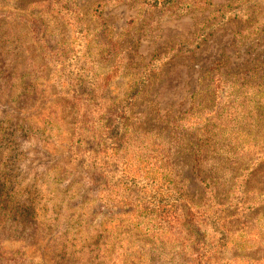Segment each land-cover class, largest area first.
<instances>
[{"label":"rangeland","instance_id":"374dc122","mask_svg":"<svg viewBox=\"0 0 264 264\" xmlns=\"http://www.w3.org/2000/svg\"><path fill=\"white\" fill-rule=\"evenodd\" d=\"M76 2L88 37L71 16H41L57 44L75 50L60 60L43 52L30 26L14 25L13 13L21 19L29 8L0 0V59L8 62L0 73L1 264H182L177 226L152 237L135 216L111 219L114 210L100 207L86 165L74 164L72 133L90 102L77 99L66 79L81 76L111 80V96L131 105L135 129L165 148L179 189L201 208L184 212L203 222L206 235L202 257L185 264H264V121L255 116L264 34L237 36L247 28L239 20L248 9H264V0H211L215 8L246 5L216 30L208 29L214 9ZM23 73L27 88L10 97ZM199 141L207 154L200 161ZM125 170L144 180L153 173L146 164Z\"/></svg>","mask_w":264,"mask_h":264},{"label":"trees","instance_id":"16d2710c","mask_svg":"<svg viewBox=\"0 0 264 264\" xmlns=\"http://www.w3.org/2000/svg\"><path fill=\"white\" fill-rule=\"evenodd\" d=\"M17 1L19 3L18 8L26 10L28 7L31 12L21 19H18L17 14L13 13L14 25L24 22L30 26L43 52H49L56 57L59 56L60 60H66L70 55L74 56L72 52H75L67 43L62 47L59 46L57 40L53 39V34L48 32L46 21L41 16H46L49 12H52L56 17L65 16L64 14L73 17V26L77 27L79 33H84L87 37L89 35V27L81 18L76 0ZM142 3L156 9L159 7L161 9L170 8L182 12L214 9V12L210 13L209 22L211 24L208 26L210 30H216L225 22L238 19V14L244 13V6H246L244 5L240 10L231 6L215 8L211 0H142ZM263 15L262 6L248 9L247 14L239 20L247 24V28L237 36L242 37L243 33L246 36H249V33L259 34L261 32L264 34V22L261 19ZM16 36L15 34L14 37ZM3 60L0 59V73H4L5 65L8 63ZM13 69L18 68L15 66ZM85 71V68L82 67L79 69V74ZM25 75L23 73L19 78V89L16 88L14 82L11 84L9 87L11 90L10 97L15 96L22 87L27 88L24 84ZM261 79L264 80V76ZM19 80L17 79V81ZM66 80L69 82L68 85L72 89V94H75L77 99L89 98L87 100L90 103L86 106L87 110L83 119L74 126L73 143L70 151L72 157L75 158L74 164L86 165L88 169L86 179L89 184L96 187L95 196L100 202V207L114 210L109 215L111 219L116 215L118 217L135 216L136 226H143L146 233H152V237H157L161 232L163 234L167 231L175 232L176 228L174 227L177 226L181 234V245L178 247L176 255L182 264H185L188 257L195 258L193 255L202 257L201 250L206 245V235L201 234L204 231L202 229L203 222L201 220L195 221L192 213H184L187 210L200 213L202 210L200 207L191 204V201L179 189V184L174 178V171L170 168V159L167 157L165 148L154 142L150 136L143 135L135 129L130 116L131 105L122 104L111 96L109 92L111 80L109 78H105L104 81H99L98 78L90 81L88 76L85 78L81 76L74 80L71 78ZM221 83H224V80H221ZM142 86L139 84L135 88L136 92H133L135 98H137ZM218 107H220L219 104ZM255 108L256 119L264 121V92L256 95ZM217 111L220 116L226 112V108H218ZM231 122L234 124L232 120ZM1 125L2 123H0ZM239 132L242 134L241 131ZM198 145H200V141L195 145L194 156L195 160L200 161L207 154L205 148L198 147ZM242 149L246 150L245 148ZM240 160L241 158L237 157L234 166H232L234 169H237ZM143 164L150 167L153 172L152 176L146 177L147 180L129 176L125 170V167L129 168L132 165L141 170ZM202 181L206 188L211 190V194H216V189L212 191V184L208 182V178L202 179ZM68 187L69 190L72 188L70 185ZM189 253L192 255L189 256ZM3 257L2 252H0V264ZM11 264L14 263L11 262Z\"/></svg>","mask_w":264,"mask_h":264}]
</instances>
